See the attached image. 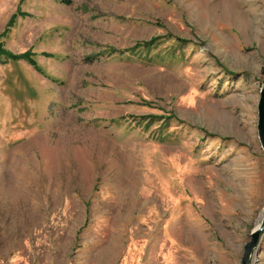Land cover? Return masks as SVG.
I'll use <instances>...</instances> for the list:
<instances>
[{"label": "rangeland", "instance_id": "rangeland-1", "mask_svg": "<svg viewBox=\"0 0 264 264\" xmlns=\"http://www.w3.org/2000/svg\"><path fill=\"white\" fill-rule=\"evenodd\" d=\"M0 44V264H241L264 0H0Z\"/></svg>", "mask_w": 264, "mask_h": 264}, {"label": "water", "instance_id": "water-1", "mask_svg": "<svg viewBox=\"0 0 264 264\" xmlns=\"http://www.w3.org/2000/svg\"><path fill=\"white\" fill-rule=\"evenodd\" d=\"M264 65V63H263ZM258 135L259 140L262 146V149L264 150V87L260 93V100L258 103ZM264 229V219L261 224L258 225L257 229L251 234V240L248 242L244 247V252L241 259V264H249V260L251 257V253L255 247V245L258 243V238L260 236V233Z\"/></svg>", "mask_w": 264, "mask_h": 264}, {"label": "trees", "instance_id": "trees-1", "mask_svg": "<svg viewBox=\"0 0 264 264\" xmlns=\"http://www.w3.org/2000/svg\"><path fill=\"white\" fill-rule=\"evenodd\" d=\"M62 3L64 4H69L71 0H61ZM150 43H146L145 45L148 46ZM0 56L3 57L5 60H10V61H19V60H24L28 64L34 67V69L37 70L36 63L34 62L31 53H23L20 55H15L9 51H6L3 49L2 45L0 44Z\"/></svg>", "mask_w": 264, "mask_h": 264}]
</instances>
